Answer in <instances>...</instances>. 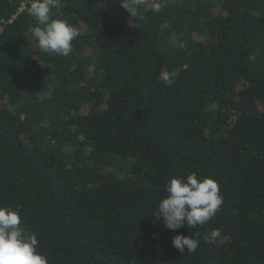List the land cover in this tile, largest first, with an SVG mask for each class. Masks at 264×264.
Listing matches in <instances>:
<instances>
[{"label":"trees","instance_id":"16d2710c","mask_svg":"<svg viewBox=\"0 0 264 264\" xmlns=\"http://www.w3.org/2000/svg\"><path fill=\"white\" fill-rule=\"evenodd\" d=\"M31 2L0 0V206L48 264H264V0H59L66 57L39 49ZM191 172L223 205L169 230L158 203Z\"/></svg>","mask_w":264,"mask_h":264},{"label":"clouds","instance_id":"9594fccd","mask_svg":"<svg viewBox=\"0 0 264 264\" xmlns=\"http://www.w3.org/2000/svg\"><path fill=\"white\" fill-rule=\"evenodd\" d=\"M140 0H120L123 9L135 16ZM59 7V0H32L28 13L35 18L31 30L32 38L45 53L68 56L72 52V41L78 37L77 29L65 20L54 19L51 9ZM157 4L155 11H160ZM177 73L164 71L161 81L171 86ZM167 195L157 206V219L162 218L169 230L176 231L182 226L195 227L206 224L223 205V196L218 182L207 176L191 172L186 177H173L165 185ZM21 209L0 206V264H48V257L38 250L39 242L35 234H28L21 221ZM221 233L211 230L204 239L216 243ZM200 243L199 234L172 237V245L180 253L195 252Z\"/></svg>","mask_w":264,"mask_h":264}]
</instances>
